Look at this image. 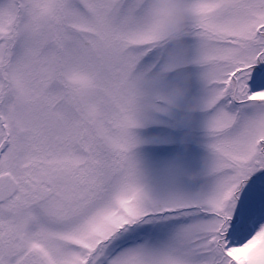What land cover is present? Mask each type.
<instances>
[{
	"label": "snow or ice",
	"instance_id": "1",
	"mask_svg": "<svg viewBox=\"0 0 264 264\" xmlns=\"http://www.w3.org/2000/svg\"><path fill=\"white\" fill-rule=\"evenodd\" d=\"M0 264H264V0H0Z\"/></svg>",
	"mask_w": 264,
	"mask_h": 264
}]
</instances>
